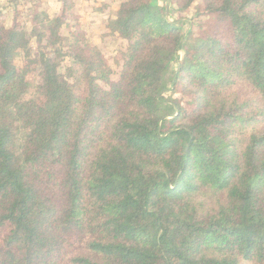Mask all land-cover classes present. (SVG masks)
<instances>
[{"label":"trees","instance_id":"obj_1","mask_svg":"<svg viewBox=\"0 0 264 264\" xmlns=\"http://www.w3.org/2000/svg\"><path fill=\"white\" fill-rule=\"evenodd\" d=\"M8 1L0 264H264V0H121L116 69L73 0Z\"/></svg>","mask_w":264,"mask_h":264},{"label":"rangeland","instance_id":"obj_2","mask_svg":"<svg viewBox=\"0 0 264 264\" xmlns=\"http://www.w3.org/2000/svg\"><path fill=\"white\" fill-rule=\"evenodd\" d=\"M74 11L79 15L81 26L87 32V39L112 62L114 69L117 68L114 64V58L118 57L119 51L124 48L125 42L117 37L105 36L106 16L113 15L116 10V5L121 0H73ZM37 6V11H45L49 14L59 13L61 2L59 0H30L21 1L19 9L22 12L21 19H28L27 6ZM171 6V5H170ZM169 19L179 20L184 29H196V24H199L204 17L197 15V5H193L190 9L184 12H178L174 6L170 7ZM14 5L8 0H0V24H8L9 19L14 12ZM41 14V13H40ZM41 17V15H39ZM30 29V28H28ZM20 63L21 58L18 60Z\"/></svg>","mask_w":264,"mask_h":264}]
</instances>
